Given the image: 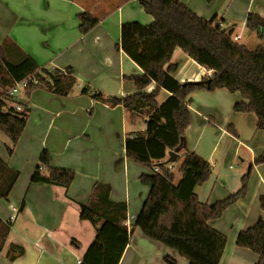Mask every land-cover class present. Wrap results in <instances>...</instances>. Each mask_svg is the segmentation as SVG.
<instances>
[{
    "label": "crops",
    "instance_id": "1",
    "mask_svg": "<svg viewBox=\"0 0 264 264\" xmlns=\"http://www.w3.org/2000/svg\"><path fill=\"white\" fill-rule=\"evenodd\" d=\"M179 1L198 17L208 21L215 17L221 28L233 27L232 34L237 24L241 25L234 34L239 39L245 36L247 14L264 18V0ZM83 13L97 23L81 35L77 16ZM151 21L136 0H0V45L9 39L40 69H70L75 79L64 97L34 90L23 105L29 112L15 146L0 139V159L17 173L7 201L0 200V232L4 235L0 264H79L95 237L94 227L80 220V208L88 202L96 183L109 186L112 201L126 204L125 225L131 233L118 264H171L165 258L172 264H187L174 250L149 240L133 227L149 190L139 178L152 175L154 169L128 159L124 140L143 132L147 118L131 121L121 106L112 107L81 93L86 89L120 98L136 92L130 77L142 71L119 49L120 27L126 22L147 25ZM246 41L251 43L249 37ZM244 46L248 48V44ZM164 69L179 83L211 76L179 49L173 51ZM153 88L150 84L145 91ZM169 96L161 90L157 104ZM187 100L191 119L185 129V150L210 166L208 180L193 191L200 203L209 206L240 189L248 164L264 153V132L256 130L254 114L233 112L234 104L241 100L237 94L224 89L199 90ZM6 148L11 149L10 156ZM42 152L47 153L50 168L74 173L67 188L31 182ZM239 154L244 157L238 158ZM183 156L180 151L175 162L181 163ZM236 157L240 164L235 163ZM166 159L167 152L163 162ZM166 165L172 169L171 164ZM38 174L46 176L47 168ZM262 194L264 163L252 167L244 198L220 219L208 222L225 237L219 264L257 261V255L237 247L235 240L240 231L264 220L258 203Z\"/></svg>",
    "mask_w": 264,
    "mask_h": 264
},
{
    "label": "trees",
    "instance_id": "2",
    "mask_svg": "<svg viewBox=\"0 0 264 264\" xmlns=\"http://www.w3.org/2000/svg\"><path fill=\"white\" fill-rule=\"evenodd\" d=\"M136 1L152 21L147 25L123 23L119 42V49L142 71V74L130 77L136 92L120 98L103 97L86 89L81 93H88L92 99L112 107L121 106L128 112L131 121L147 118L143 132L127 136L124 140L128 159L150 169L156 168L152 175H141L139 178L149 185V190L133 227L149 240L174 250L187 264H219L225 237L210 228L208 222L220 219L232 204L244 198L249 173L253 166L264 163V153L248 164L236 193L209 206L200 203L193 190L208 180L210 166L194 152L185 150V129L191 119L187 98L199 90L213 92L224 89L230 94H237L241 100L234 104L233 112L254 114L256 130L264 132V49L258 46L251 50L238 44L232 39L233 27L223 29L215 17L209 21L198 17L179 0ZM77 19L81 35L97 23L87 13L78 15ZM244 27L263 39V17L247 14ZM175 49L210 71L211 76L199 82L179 83L174 80L164 67L169 64ZM28 77L35 78L38 84L29 83L27 95L42 89L64 97L75 83L70 69H40L11 40L5 39L0 45V89L3 91L0 94V132L9 140L11 147L15 146L23 132L29 109L23 106L21 111H15L4 93L14 83ZM150 84H154V88L146 92ZM161 90L170 96L158 105L156 97ZM227 129L235 135L232 127ZM178 147L179 152L184 149V156L177 170L179 178L175 182V176L164 164L163 158L166 152ZM5 152L10 156L12 151L6 148ZM38 162L47 168V175L35 172L31 182L63 188L72 183L74 173L50 168L46 152L41 153ZM16 179L17 173L0 159V200L7 201ZM109 193L108 185L94 184L88 202L80 208V220L94 227L95 237L79 264H118L129 242L131 231L125 225L126 204L112 201ZM258 203L264 211V194L259 196ZM3 236L0 232V248ZM235 245L257 255L255 264H264V220L240 231ZM165 260L173 263L167 258Z\"/></svg>",
    "mask_w": 264,
    "mask_h": 264
},
{
    "label": "built area",
    "instance_id": "3",
    "mask_svg": "<svg viewBox=\"0 0 264 264\" xmlns=\"http://www.w3.org/2000/svg\"><path fill=\"white\" fill-rule=\"evenodd\" d=\"M220 27L221 24L217 23ZM233 41H237L239 39V36H232ZM47 79V78H45ZM29 83H33L34 85H37L38 82L35 78L33 77H28L27 79H24L20 82L14 83V85L10 88H8L5 92V98L10 102V105L12 107H14L15 111H21V109L23 108L24 103L27 100V93H26V88L28 86ZM169 168H171L170 166H168ZM43 169V167L38 164L35 172L39 173L41 172ZM156 171V168H154V172ZM13 210V208H12Z\"/></svg>",
    "mask_w": 264,
    "mask_h": 264
},
{
    "label": "rangeland",
    "instance_id": "4",
    "mask_svg": "<svg viewBox=\"0 0 264 264\" xmlns=\"http://www.w3.org/2000/svg\"><path fill=\"white\" fill-rule=\"evenodd\" d=\"M240 27H241V25L237 24V27L235 28L234 34H238L239 33V28ZM234 34H232V36H234ZM242 34H244L245 36L244 37L243 36H240V39H238L236 41L238 44H240V45L248 44V48L251 49V50L252 49H255L258 46H260L261 48L264 49V37H263V39H259V38H257V36L254 33H251L249 31H247L246 29H243ZM248 37L250 38L251 43H247L246 40L248 39ZM31 94L32 93H30L28 95L27 99L29 98V96H31ZM0 139H2V141L6 142V144L11 147V144H10L9 140L1 132H0ZM183 153H184V149L181 151V157H182ZM237 157L238 158H243L244 156L239 154V155H237ZM237 157L235 158L236 159L235 160L236 161L235 163L240 164V160ZM179 163L177 161L176 162H173V163H171L172 169L169 168V169H171L173 175L175 176V182L179 178V175H178V172H177V170H178V164Z\"/></svg>",
    "mask_w": 264,
    "mask_h": 264
},
{
    "label": "water",
    "instance_id": "5",
    "mask_svg": "<svg viewBox=\"0 0 264 264\" xmlns=\"http://www.w3.org/2000/svg\"><path fill=\"white\" fill-rule=\"evenodd\" d=\"M205 82L207 83V81H205ZM179 150H180V148L178 147V148L174 149L173 151L167 152L168 158L166 159L164 164H171V163L175 162Z\"/></svg>",
    "mask_w": 264,
    "mask_h": 264
}]
</instances>
